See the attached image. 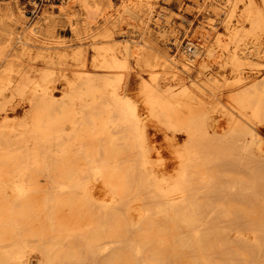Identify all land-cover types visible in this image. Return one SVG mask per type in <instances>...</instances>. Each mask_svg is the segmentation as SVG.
Segmentation results:
<instances>
[{
  "label": "bare ground",
  "instance_id": "6f19581e",
  "mask_svg": "<svg viewBox=\"0 0 264 264\" xmlns=\"http://www.w3.org/2000/svg\"><path fill=\"white\" fill-rule=\"evenodd\" d=\"M73 1L99 6L97 0ZM153 1L123 0L120 8L135 20L133 27L142 39L152 21ZM220 1L199 6H209L229 31L201 44L203 54L191 59L190 67L198 63L201 74L226 57L240 68L242 57L252 51L240 49L239 41L245 33L259 38L264 31V0L260 5L256 0ZM243 2V13L237 15ZM10 11L0 6V18L12 17ZM61 11H54L55 17ZM233 17L238 23L250 21L251 29L243 33L241 26L232 27ZM103 25L92 38L110 42L115 26L109 21ZM7 42L0 47V103L10 91L31 106L19 120H0V264H264V206L233 202V197L247 196L238 184L245 183L246 173H230L231 163L216 153L229 139L227 149L235 145L264 159V139L253 137L255 125H264V82L235 93L226 90L232 83L225 81L211 106L207 82L196 80L193 89L161 92L154 76L130 95H121L120 78H106L104 84L86 78L75 89L61 75L67 89L56 97L47 87L38 91L40 84L25 87L17 47ZM21 44L30 45L28 40ZM144 46L126 44L123 49L126 57L144 58L152 67ZM166 58L170 66L178 65L175 57ZM103 67L129 66L127 58H113ZM221 99L225 103L217 102ZM223 105L239 118L223 113L213 118L217 110L223 112ZM155 122L165 127L166 141L178 133L187 135L170 159L160 149L152 154L155 147L146 128ZM248 135L253 137L250 142L234 143ZM170 160L175 170L168 171ZM229 179L235 185H223ZM233 230L238 234L234 238Z\"/></svg>",
  "mask_w": 264,
  "mask_h": 264
},
{
  "label": "rangeland",
  "instance_id": "374dc122",
  "mask_svg": "<svg viewBox=\"0 0 264 264\" xmlns=\"http://www.w3.org/2000/svg\"><path fill=\"white\" fill-rule=\"evenodd\" d=\"M110 1L112 2L111 4L108 3V0H97L99 6L91 2L86 7L76 4L73 0H67L59 4L60 6H52L50 4L41 7V10L34 16L29 14V10L31 9H26L27 7L22 4L12 0L0 1V6H9L10 13L12 14L10 18L4 20L0 18V47L8 44V39L16 45L15 54L20 57L19 63L21 65V71L25 76L21 81L26 88H29L30 85L34 88L40 84L42 87H36L38 91L42 92L47 87L52 96L60 97L67 89V82L63 80L61 75H65L68 80H71L75 85V89L83 84L86 78H93L95 83L104 84L103 82L106 78L113 79L117 77L120 78L118 83L119 94L130 95L131 92L138 90L142 82L146 80L152 82V78L156 76L155 88H159L161 92L170 89L177 92L183 87L193 89V82L196 80L207 82L209 94L211 93L209 95L210 97H207V100L212 106L216 95H218L217 92L223 89L222 84L224 85L225 81L232 83L226 90L235 93L242 92L250 87L253 82H264V31H261L259 38L247 37L245 32L251 29L252 23L250 21L238 23V18L233 17V21L231 22L232 27L241 26L240 28L245 33L242 37L244 39L238 43L240 49L244 50V48H249L252 51L249 57L244 53L245 57H242L241 67L236 69L228 62L226 57L223 62L216 63L210 70L201 74L198 63L194 68H191L187 62L185 63L180 58H175L178 64L176 67L170 66L167 63L168 60L166 61V57H174L175 53H172L167 46V39L169 38V34L170 36L173 34L183 35V38H189L193 35L192 39L200 36L211 44L216 39L217 33L220 32L221 36L227 35L229 33L228 29L223 23L219 24L218 16H215V13L212 12L213 10L209 6L204 9L202 8V10L199 7L203 3H206L207 0H198L199 5L193 4L190 0H154V8L151 15L152 21L143 39L140 37L138 29L133 27L135 20L127 19L120 12L123 0ZM211 1H218L219 4L222 2L220 0ZM256 2L259 5L261 4L260 0H256ZM71 4L72 7H69ZM244 4L245 2L240 3L241 8L237 9V15L243 13ZM187 6H191L190 9H193L195 12L193 16H187L185 14L190 12ZM208 9L210 10V14L206 15ZM58 10L62 11L59 17H55L54 11ZM145 13L143 12V14ZM71 14H75V17L72 19L70 18ZM185 20L190 23L184 22ZM105 21H109L110 25L115 26V34L109 39L111 40L110 42H105V39L102 38H92L93 35L102 30ZM199 27H203L204 29H201L204 32L200 33ZM197 32L200 34H197ZM25 40H28L29 46L21 44ZM137 43L141 46L145 45L147 56H149L147 58L151 59V62H154L152 67L146 66L144 58L136 60L134 57H126L123 49L124 45H139ZM24 51L25 54H22ZM113 58H127L128 69L103 67L105 61ZM47 73L50 75H47ZM45 76H47L46 80L44 78ZM213 79L218 80L216 82H220L219 85L216 86V82H212ZM226 90H223V92H226ZM4 95L7 99L1 101L0 107L7 109L6 111L0 109V120L4 117L16 118V120L23 118L30 109V103L27 100H22L19 95L16 93L12 94L10 91L5 92ZM217 102L221 104V102H224V99L218 100ZM220 110H217L213 114V118L221 117L222 113L223 117L228 114L239 118L236 114H231V111L227 107H224V105L223 112L222 109ZM65 127L66 129L69 128L68 125ZM146 129L148 140L155 147L152 151L153 155L156 154V150L160 149L170 159V152L181 149L187 141V135L184 133H178L173 140L166 141L167 132L165 127L159 122L149 123ZM254 130L253 137H261L264 139V125L257 124ZM253 137L248 135L243 140H238L239 142L234 143H248ZM226 141H223V143L219 141L223 144L224 148L216 153L223 154V161L231 163L227 167L230 173L237 175L239 173L238 176H244L243 174L246 173L245 177H247L245 183H238L241 187H245V190L248 192L247 196L233 197V202L239 204L243 200L246 202L251 201L255 205L263 207L264 159L260 160L259 158L252 157L248 155L251 153L250 150H240L235 145L232 149H227L228 145L232 142L229 139ZM165 144L168 145L167 148H163ZM253 152L258 153L256 149ZM255 166L258 169H255ZM167 168L168 171L175 170V163L170 160ZM242 169L245 171H242ZM224 179L228 180V178ZM224 182L226 181H223V185H235L232 179H229L226 183ZM256 182L258 183L256 184ZM236 190H233V192ZM232 217L235 218V216ZM248 231L246 233L247 236L254 237V234ZM230 236L234 238L238 234L233 230ZM256 236L259 237L260 235ZM238 247L242 248L243 245H238ZM32 256L37 257L39 255L33 252ZM33 263L37 264L36 261Z\"/></svg>",
  "mask_w": 264,
  "mask_h": 264
},
{
  "label": "built area",
  "instance_id": "2783aa9c",
  "mask_svg": "<svg viewBox=\"0 0 264 264\" xmlns=\"http://www.w3.org/2000/svg\"><path fill=\"white\" fill-rule=\"evenodd\" d=\"M0 1H11V0H0ZM12 1L24 5L25 7H27L26 9H31L29 10V14L31 16H34L36 13H38L39 10H41V7H45L46 5H50V4L52 6H57L59 4L66 2L67 0H12ZM190 1H192L195 5H199V3L196 4L197 0H190ZM187 7H189V9L191 8V6H187ZM185 14L187 16H193L195 12L193 11V9L192 10L190 9V12ZM208 14H210V12L206 11V15ZM185 22L190 23L187 20H185ZM175 33H177V31H175ZM168 36L169 38L167 39L168 40L167 46L169 47L172 53L175 52L174 57L176 59L179 58L182 59L183 61H185V63L187 62L189 66L193 64L191 59L203 54L202 53L203 47L201 44L207 42L204 38L200 36L195 39H192L193 35L189 38L186 37L183 38L182 37L183 35L179 36L178 34H173L172 36H170L169 34Z\"/></svg>",
  "mask_w": 264,
  "mask_h": 264
}]
</instances>
